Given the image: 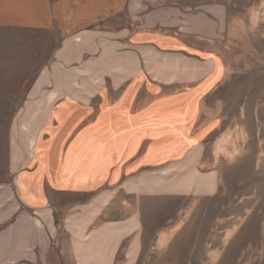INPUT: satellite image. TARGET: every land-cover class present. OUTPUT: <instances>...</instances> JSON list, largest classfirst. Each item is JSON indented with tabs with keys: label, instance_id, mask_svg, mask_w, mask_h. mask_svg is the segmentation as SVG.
<instances>
[{
	"label": "crops",
	"instance_id": "1",
	"mask_svg": "<svg viewBox=\"0 0 264 264\" xmlns=\"http://www.w3.org/2000/svg\"><path fill=\"white\" fill-rule=\"evenodd\" d=\"M228 27L225 0H0V264H137L146 200L213 196Z\"/></svg>",
	"mask_w": 264,
	"mask_h": 264
},
{
	"label": "rangeland",
	"instance_id": "2",
	"mask_svg": "<svg viewBox=\"0 0 264 264\" xmlns=\"http://www.w3.org/2000/svg\"><path fill=\"white\" fill-rule=\"evenodd\" d=\"M225 3L229 27L217 47L225 78L204 101L209 138L198 154L199 177L213 174L217 191L146 200L149 236L137 264H264V0ZM110 195L98 198L108 202ZM121 195L122 213L114 216L134 207Z\"/></svg>",
	"mask_w": 264,
	"mask_h": 264
}]
</instances>
